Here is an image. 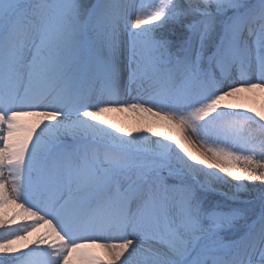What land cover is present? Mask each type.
Here are the masks:
<instances>
[{
    "label": "snow or ice",
    "instance_id": "snow-or-ice-1",
    "mask_svg": "<svg viewBox=\"0 0 264 264\" xmlns=\"http://www.w3.org/2000/svg\"><path fill=\"white\" fill-rule=\"evenodd\" d=\"M0 264H264V0H0Z\"/></svg>",
    "mask_w": 264,
    "mask_h": 264
},
{
    "label": "bare ground",
    "instance_id": "bare-ground-1",
    "mask_svg": "<svg viewBox=\"0 0 264 264\" xmlns=\"http://www.w3.org/2000/svg\"><path fill=\"white\" fill-rule=\"evenodd\" d=\"M253 103H255L256 106H259V100L253 101Z\"/></svg>",
    "mask_w": 264,
    "mask_h": 264
}]
</instances>
